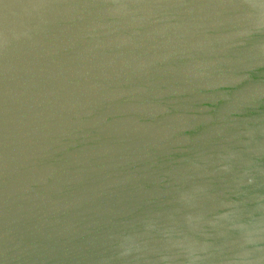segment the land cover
Returning <instances> with one entry per match:
<instances>
[{"label":"water","instance_id":"1","mask_svg":"<svg viewBox=\"0 0 264 264\" xmlns=\"http://www.w3.org/2000/svg\"><path fill=\"white\" fill-rule=\"evenodd\" d=\"M0 264H264V0H0Z\"/></svg>","mask_w":264,"mask_h":264}]
</instances>
